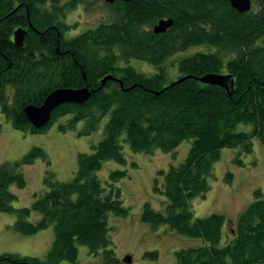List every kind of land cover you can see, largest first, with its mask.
Listing matches in <instances>:
<instances>
[{"label":"trees","instance_id":"16d2710c","mask_svg":"<svg viewBox=\"0 0 264 264\" xmlns=\"http://www.w3.org/2000/svg\"><path fill=\"white\" fill-rule=\"evenodd\" d=\"M89 1L0 0V109L11 125L44 133L68 117L58 125L62 132L82 122L79 135H91L102 125L104 134L93 152L78 154L73 179L61 181L48 171L47 191L27 207H14L11 186H26L25 165L38 158L50 163L46 150L35 146L0 164V213L15 214L14 228L22 234L35 235L52 224L55 233L44 259L7 253L0 254V264H78L82 244L92 254L102 252L93 264H120L109 216L130 214L115 184L126 171L111 172L106 183L97 172L110 159L126 161L123 142L133 151L152 153L173 151L188 139L193 143L185 158L154 177L153 190L165 196L164 209L145 201L142 220L202 239L201 245L175 253L178 264H264L262 191L255 190L230 231L225 214L197 218L190 205L192 198L207 195L222 149L251 153L255 140L264 142V0H253L250 11L242 12L229 0H104L112 18L68 37L76 28L67 22L68 14ZM169 18L173 25L155 33L157 22ZM18 27L27 31L22 46L14 42ZM190 47L195 51L180 56L172 79V55ZM137 58L157 72L137 70L130 64ZM213 73L230 75L228 87L201 81ZM107 75L113 79L103 84ZM85 86L92 91L86 102L59 105L44 128L30 123L27 105H41L59 88ZM2 129L0 124V135ZM235 160L243 163L239 156ZM35 212L42 215L37 222L31 221ZM224 228L228 242L221 245Z\"/></svg>","mask_w":264,"mask_h":264},{"label":"rangeland","instance_id":"374dc122","mask_svg":"<svg viewBox=\"0 0 264 264\" xmlns=\"http://www.w3.org/2000/svg\"><path fill=\"white\" fill-rule=\"evenodd\" d=\"M111 11L103 0H90L87 6H79L67 16L69 24H76V28L67 32L68 37L80 34L85 30L93 29L104 20H110ZM186 50L180 54L172 55L174 67L171 78L177 76V61L181 55H190L195 50ZM130 64L137 70L147 75L155 74L157 69L139 58L132 59ZM171 80V79H170ZM168 80L166 83H169ZM12 91V88L10 89ZM68 117L60 119L52 128L44 133H30L18 130L11 125L8 118L0 109V164L5 161L22 157L35 146L44 148L50 163L38 158L34 164L22 168L27 179L24 188L17 185L11 186V191L16 193L14 207H27L34 203L37 193L47 191L44 178L48 171L55 174V179L68 181L78 170V154L93 152V144L103 138V125L91 135H79L83 123H79L75 130L62 132L59 124ZM239 128H242L239 126ZM192 139L184 140L173 151L165 152L155 149L152 153L133 151L123 142L125 162L110 159L103 163L97 172L98 177L104 182L111 181V172L125 170L126 174L115 184L121 188L124 204L130 208L126 216H109L112 227L111 237L120 264H178L175 253L182 248L199 246L202 239L186 237L167 230L165 226L152 228L141 218L145 201H150L158 210L164 209L165 196L153 190L154 177L157 171L168 169L171 164H178L188 154L192 146ZM251 153H240L239 147L222 149V154L214 166L213 174L209 177L211 188L207 195L192 198L190 205L196 217H209L212 213H222L227 216L228 231L234 228L240 217V212L255 199V190L263 192L264 198V142L255 140ZM240 157L243 163H237L235 158ZM135 163V165L133 164ZM40 212H35L31 221L37 222L41 218ZM13 213H0V254H20L35 256L44 259L52 246L55 238L54 225L41 230L35 235H25L16 231ZM221 245L228 242L226 228L222 233ZM98 255L89 252L88 246L79 245L78 264H93L101 260L102 252ZM158 252L157 257L147 253ZM132 256V263L124 262L125 256ZM63 264H69L63 262Z\"/></svg>","mask_w":264,"mask_h":264},{"label":"water","instance_id":"95a60500","mask_svg":"<svg viewBox=\"0 0 264 264\" xmlns=\"http://www.w3.org/2000/svg\"><path fill=\"white\" fill-rule=\"evenodd\" d=\"M109 4H113L116 0H105ZM122 1H132V0H122ZM231 5L236 8L238 11H250L252 8L253 0H229ZM173 25V19H161L157 22L154 27V32H165L169 27ZM15 32V42L17 46H22L24 44V37L27 33L26 29L23 27H18ZM230 75L226 74H206L202 76L201 81H204L208 84H215L222 87H228V80ZM113 79L112 75H107L102 79V83L106 84L107 80ZM92 91H90L88 86L85 87H75V88H59L54 90L50 95H48L41 105H27L25 108L26 116L30 123L37 128H44V126L50 121L52 117V112L59 105L65 103H84L86 100L91 97ZM124 262L132 263V256L127 255L123 259Z\"/></svg>","mask_w":264,"mask_h":264},{"label":"bare ground","instance_id":"6f19581e","mask_svg":"<svg viewBox=\"0 0 264 264\" xmlns=\"http://www.w3.org/2000/svg\"><path fill=\"white\" fill-rule=\"evenodd\" d=\"M27 34V33H26ZM26 36V35H25ZM14 38H15V35H14ZM24 39H25V37H24ZM14 42H15V40H14ZM16 43V42H15Z\"/></svg>","mask_w":264,"mask_h":264},{"label":"crops","instance_id":"0c3cea01","mask_svg":"<svg viewBox=\"0 0 264 264\" xmlns=\"http://www.w3.org/2000/svg\"><path fill=\"white\" fill-rule=\"evenodd\" d=\"M1 136V135H0Z\"/></svg>","mask_w":264,"mask_h":264}]
</instances>
